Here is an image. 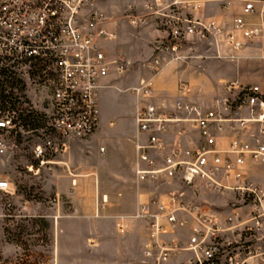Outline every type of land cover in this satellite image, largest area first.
I'll return each instance as SVG.
<instances>
[{
  "label": "built area",
  "instance_id": "2783aa9c",
  "mask_svg": "<svg viewBox=\"0 0 264 264\" xmlns=\"http://www.w3.org/2000/svg\"><path fill=\"white\" fill-rule=\"evenodd\" d=\"M94 1L0 0V222L25 217L20 173L41 177L66 165L57 158L69 143L85 142L98 126L102 90L125 77L130 63L108 47L116 27ZM213 3L221 17L205 15ZM127 19L163 30L149 78L123 90L133 102L131 219L145 231L135 264H264V79L221 80L205 103L193 100L186 82L171 104L158 103L152 83L170 64L202 71L207 60L264 62V0H152ZM42 76L51 88L52 137L36 142L32 162L12 173L5 169L21 150L15 138L41 137L21 118L33 113L27 83ZM205 192L248 203V218L236 207L210 212L194 200ZM126 229L124 219L117 223Z\"/></svg>",
  "mask_w": 264,
  "mask_h": 264
},
{
  "label": "rangeland",
  "instance_id": "374dc122",
  "mask_svg": "<svg viewBox=\"0 0 264 264\" xmlns=\"http://www.w3.org/2000/svg\"><path fill=\"white\" fill-rule=\"evenodd\" d=\"M151 1H94L92 8L103 13L112 22L111 27H116L115 39L108 47L112 54L120 52L130 65L125 77L111 81L113 89L100 93L99 122L93 136L85 142H70L68 153L57 158L66 165L54 167L53 172L44 171L41 177L20 173L18 192L20 185L24 192H19V196L26 201L27 208L24 218L0 222V264H135L139 258L144 240L141 225L131 219L133 211L129 203L120 198L121 207L113 213L115 218H108L111 203L109 198L104 201V196L115 193L118 185L119 188L121 184L125 186L126 178L130 177L126 138H131L134 131L133 102L123 90L135 85L139 78H149L148 64L163 30L159 22L150 21L134 27L127 16L143 14ZM131 6L135 9L129 12ZM204 13L210 17L220 16L214 3L206 7ZM201 65L204 70L198 71L192 66L170 64L158 76H168L170 85L177 88L181 82L188 83L192 98L204 103L219 92L220 79L237 77L246 82L264 79V62L247 60L236 66L228 61L207 60ZM197 78L198 82L191 85ZM155 86L159 90L155 101L160 99L161 103L171 104L173 98L167 93L168 89L160 86V82ZM26 95L27 108L39 122L41 131L37 134L41 137L25 134L21 150L5 169L12 173L20 172L24 164L32 162L30 152L36 142L52 137L51 88L47 79L43 76L29 79ZM110 123L112 127L108 126ZM100 148L104 149L103 154ZM118 193L123 194V191ZM194 200L212 213L230 212L236 207L243 219L249 216L248 203H237L231 197H216L205 192ZM122 219L127 229L120 233L117 223ZM19 225L25 227L21 241L8 240L10 235H5L4 229L12 231Z\"/></svg>",
  "mask_w": 264,
  "mask_h": 264
},
{
  "label": "crops",
  "instance_id": "0c3cea01",
  "mask_svg": "<svg viewBox=\"0 0 264 264\" xmlns=\"http://www.w3.org/2000/svg\"><path fill=\"white\" fill-rule=\"evenodd\" d=\"M172 65V64H171ZM178 65V64H177ZM182 67V66H181ZM168 68V67H167ZM166 69V68H165ZM149 74V73H148ZM140 79V78H139ZM139 79L137 80L136 84L138 83ZM169 77H164V78H159V76H154L152 78V83L154 85V94H155V98H156V95H157V91L158 88H156L155 84L157 85V83L159 84L160 82V86H162L164 89H168V92L167 93H170V95L172 96L173 98V101L176 99V95H177V87H174L173 85L171 86L170 85V82L169 81ZM199 78L195 79L193 82L194 84L191 83V85H195L197 82H198ZM221 80H226V79H220L219 81ZM218 81V82H219ZM135 84V85H136ZM171 86V87H170ZM217 88H218V83H217ZM165 91V90H164ZM217 94V93H216ZM215 94V95H216ZM158 101V103H161V101H159L160 99H156ZM193 100H195L193 98ZM172 101V102H173ZM197 101V100H195ZM171 102V103H172ZM132 121V119H131ZM132 125H133V122H132ZM109 127H112V123H110L108 125ZM134 132V131H133ZM130 137L132 138L131 134H130ZM131 138H126L127 140V149H128V152H129V157H128V167H129V170H130V177L126 178L127 180V184L124 186H121L120 185V188H119V185L118 187L116 188V192L115 193H108L107 195L104 196V199L105 201L109 198V202L111 203V208H108V211H107V217L108 218H115L113 216V213L119 208L121 207L120 206V198H122V202L124 200H126V202L129 203L128 207L131 211H133L132 215L134 214V211H135V208H136V200H137V196H136V193H135V190L133 188V173H132V164H133V160H134V156H135V153H134V146H133V143L131 141ZM106 180H109V179H106ZM125 180V181H126ZM74 183H76V180H73ZM75 185V184H74ZM117 185V183H116ZM119 191H123V194H119L118 192ZM135 223L137 224H140L141 225V232L140 234L142 235V239L144 240V235H145V231H144V224L142 222H136L134 221ZM127 225V224H126Z\"/></svg>",
  "mask_w": 264,
  "mask_h": 264
},
{
  "label": "trees",
  "instance_id": "16d2710c",
  "mask_svg": "<svg viewBox=\"0 0 264 264\" xmlns=\"http://www.w3.org/2000/svg\"><path fill=\"white\" fill-rule=\"evenodd\" d=\"M14 87H15L14 83H11V88L13 89ZM21 124L25 131H33V130L40 129L39 122L36 121V119L34 118V116H32V114H27V116H25L24 118H21ZM15 140L22 147L24 141L21 139V137L17 136ZM22 149L24 150L25 148H22ZM19 192L20 193L24 192L20 185H19ZM4 233L5 235H10L9 237L7 236L8 240L11 239L12 241L17 240L20 242L21 241L20 238L23 236V234H25V227L22 225H19V226H16L12 231H10V229L8 228H5Z\"/></svg>",
  "mask_w": 264,
  "mask_h": 264
},
{
  "label": "water",
  "instance_id": "95a60500",
  "mask_svg": "<svg viewBox=\"0 0 264 264\" xmlns=\"http://www.w3.org/2000/svg\"><path fill=\"white\" fill-rule=\"evenodd\" d=\"M202 47H203L204 49H207V45H206V44H203Z\"/></svg>",
  "mask_w": 264,
  "mask_h": 264
}]
</instances>
